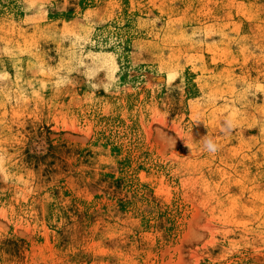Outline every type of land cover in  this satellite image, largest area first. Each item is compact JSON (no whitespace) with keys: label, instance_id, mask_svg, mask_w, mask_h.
I'll return each instance as SVG.
<instances>
[{"label":"rangeland","instance_id":"1","mask_svg":"<svg viewBox=\"0 0 264 264\" xmlns=\"http://www.w3.org/2000/svg\"><path fill=\"white\" fill-rule=\"evenodd\" d=\"M0 264H264V0H0Z\"/></svg>","mask_w":264,"mask_h":264}]
</instances>
